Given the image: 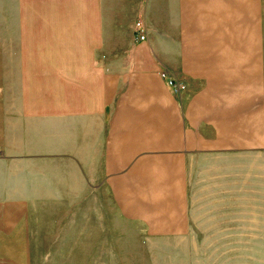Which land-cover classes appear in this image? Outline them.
<instances>
[{
  "label": "crops",
  "instance_id": "1",
  "mask_svg": "<svg viewBox=\"0 0 264 264\" xmlns=\"http://www.w3.org/2000/svg\"><path fill=\"white\" fill-rule=\"evenodd\" d=\"M108 7L107 46L77 68L76 95L66 87L68 53H51L60 55V84L54 94L48 86L44 109L30 90L26 110L1 114L0 264H32L36 248L59 238L88 181L146 231L177 232L187 229L191 162L264 152L261 0ZM137 19L144 39L133 32ZM159 72L184 88L173 92Z\"/></svg>",
  "mask_w": 264,
  "mask_h": 264
},
{
  "label": "rangeland",
  "instance_id": "2",
  "mask_svg": "<svg viewBox=\"0 0 264 264\" xmlns=\"http://www.w3.org/2000/svg\"><path fill=\"white\" fill-rule=\"evenodd\" d=\"M110 1L119 0H0V117L26 110L30 90L44 109L48 86L54 94L60 84V55L51 53H68L66 87L76 95L77 68L107 46ZM188 167L187 229L146 231L97 199L88 181L59 238L36 248L32 264H264V152L197 158ZM83 170L89 180L90 168Z\"/></svg>",
  "mask_w": 264,
  "mask_h": 264
},
{
  "label": "built area",
  "instance_id": "3",
  "mask_svg": "<svg viewBox=\"0 0 264 264\" xmlns=\"http://www.w3.org/2000/svg\"><path fill=\"white\" fill-rule=\"evenodd\" d=\"M134 22H135L133 29L134 34L137 35L140 39H144L146 35H144L145 25L143 24V21L135 20ZM159 74H161V76L165 79L166 85L169 88H171L173 92L178 93L180 90L184 88V85L175 78L166 75L164 72H159Z\"/></svg>",
  "mask_w": 264,
  "mask_h": 264
}]
</instances>
